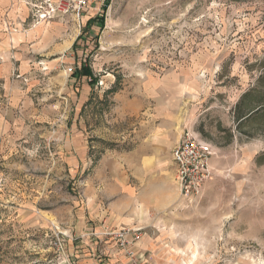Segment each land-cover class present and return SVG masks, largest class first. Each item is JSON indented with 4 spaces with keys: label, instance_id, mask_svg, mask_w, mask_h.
I'll list each match as a JSON object with an SVG mask.
<instances>
[{
    "label": "rangeland",
    "instance_id": "obj_1",
    "mask_svg": "<svg viewBox=\"0 0 264 264\" xmlns=\"http://www.w3.org/2000/svg\"><path fill=\"white\" fill-rule=\"evenodd\" d=\"M57 1L11 0L4 23L56 25L60 55L34 40L31 67L8 68L0 45V264H128L106 236L128 231L135 264H264V108L237 121L247 91L264 102V0H113L41 20ZM82 63L98 83L75 79ZM186 133L215 152L198 199L176 185Z\"/></svg>",
    "mask_w": 264,
    "mask_h": 264
},
{
    "label": "built area",
    "instance_id": "obj_2",
    "mask_svg": "<svg viewBox=\"0 0 264 264\" xmlns=\"http://www.w3.org/2000/svg\"><path fill=\"white\" fill-rule=\"evenodd\" d=\"M66 0H59L44 14H41V20H52L60 13L67 14L71 10L76 13L78 18L89 15L90 12L99 15L106 14L113 0H70L74 4L68 7H62ZM71 2V3H72ZM73 74L72 68L67 69ZM180 144L172 151V159L176 166V185L180 195L185 199H198L203 196L206 183L213 176L211 167L212 159L215 156L214 148L210 142H207L193 133H186L179 142ZM138 231L122 232L118 234L107 233L106 236L115 237L120 243V248L126 252L128 257L134 262L136 253L131 244L142 239ZM128 234L134 235L133 241L128 240Z\"/></svg>",
    "mask_w": 264,
    "mask_h": 264
},
{
    "label": "crops",
    "instance_id": "obj_3",
    "mask_svg": "<svg viewBox=\"0 0 264 264\" xmlns=\"http://www.w3.org/2000/svg\"><path fill=\"white\" fill-rule=\"evenodd\" d=\"M10 6H11V0H0V45L4 46V49L2 48V52L4 53V55L12 54L11 57H13V60H11L8 63V68H12L13 64L15 65L19 64V68L26 70H28L31 67L30 62L32 59H30L31 56H29L27 49L29 47V43L34 42V40H38L40 42V46L38 47V49H41L43 52H46V50H52V51H56V52H52L54 53V55L55 53L56 55L57 54L60 55V48L54 47L55 44L57 43L55 39L59 38V28L56 25L49 24L51 26L44 27V25L40 24L36 28H32L28 30L26 33H19V34H15L14 36H8L7 33L3 31V29L5 28L4 23L9 19L12 20L16 19V13L12 11L9 12L8 10ZM6 11L9 12L8 17ZM1 13H3V15H1ZM58 16H56V18ZM86 16L84 18H86ZM56 18H54L53 20H55ZM76 41H77L76 38L73 39L69 49L74 47ZM54 60H57V58ZM50 65H55V63H51ZM74 77L75 79H78V75ZM82 79H78V80H82ZM74 158L75 161H72L74 162L73 163L74 166L79 165L80 163L78 157H74ZM89 234L95 235L93 234L92 230L91 233ZM134 252L136 253V258L140 259L142 256V252L140 251L138 244H136ZM126 257L128 258L127 255ZM128 259L130 260L128 264H131L132 260L130 258ZM132 264L135 263L132 262Z\"/></svg>",
    "mask_w": 264,
    "mask_h": 264
},
{
    "label": "trees",
    "instance_id": "obj_4",
    "mask_svg": "<svg viewBox=\"0 0 264 264\" xmlns=\"http://www.w3.org/2000/svg\"><path fill=\"white\" fill-rule=\"evenodd\" d=\"M104 20H105L104 17L103 18L99 17L97 19L96 18L91 19V21L88 23L89 24L88 26L91 27V25L93 23H99L101 25V28H102L104 26V24H102L104 22ZM94 21H96V22H94ZM76 44H77V42H76ZM76 44L74 45L73 48H76ZM77 75H78V79L87 78L90 81L91 85L98 83V81L94 78L93 70H91L87 65H85L83 63L81 64L80 67H78L77 72L75 73L74 76H77ZM247 99H251L253 102L249 107H247L245 112L238 113L237 121H238L239 125L241 123H243L244 121H247V119L251 118L253 115L259 114L261 112V109L264 108V102L260 103L259 101H256L255 95H254V90L251 89V90L247 91L246 94H244L241 101L238 103L237 108L239 110L242 107L243 103L246 102Z\"/></svg>",
    "mask_w": 264,
    "mask_h": 264
}]
</instances>
